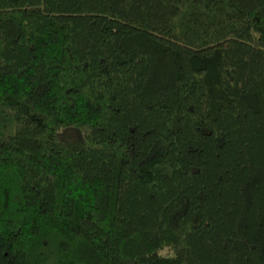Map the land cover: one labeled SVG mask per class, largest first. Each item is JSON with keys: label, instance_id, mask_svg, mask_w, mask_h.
<instances>
[{"label": "trees", "instance_id": "16d2710c", "mask_svg": "<svg viewBox=\"0 0 264 264\" xmlns=\"http://www.w3.org/2000/svg\"><path fill=\"white\" fill-rule=\"evenodd\" d=\"M0 264H264V0H0Z\"/></svg>", "mask_w": 264, "mask_h": 264}]
</instances>
